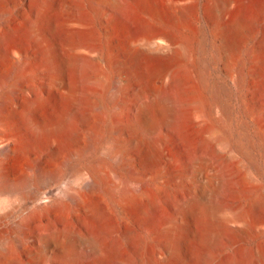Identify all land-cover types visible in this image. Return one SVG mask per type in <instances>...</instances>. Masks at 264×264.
<instances>
[{
	"label": "bare ground",
	"instance_id": "1",
	"mask_svg": "<svg viewBox=\"0 0 264 264\" xmlns=\"http://www.w3.org/2000/svg\"><path fill=\"white\" fill-rule=\"evenodd\" d=\"M197 1L0 0V264H164L189 244L208 246L206 264H264V245L240 247L264 238V187L227 152L264 181V127L253 144L202 48L191 52L204 36L188 26ZM205 11L224 77L249 66L252 113L264 100V0H207ZM137 25L148 36L131 34ZM185 121L202 140L186 170L165 174L163 145ZM228 191L243 202L226 206Z\"/></svg>",
	"mask_w": 264,
	"mask_h": 264
},
{
	"label": "rangeland",
	"instance_id": "2",
	"mask_svg": "<svg viewBox=\"0 0 264 264\" xmlns=\"http://www.w3.org/2000/svg\"><path fill=\"white\" fill-rule=\"evenodd\" d=\"M207 0H198L195 7V15L192 16V19L189 20L188 26L193 31H202L203 33V42L202 45L199 44V39H192L189 47L193 54H199L200 48H202V64L207 75V79L210 84H216L218 88H223L227 92V98L224 99V106L227 108L231 117L234 119L236 123H241L248 132L249 140L255 144V131L259 127H264V100L260 99L258 96V102L255 106V111L252 113H247L246 108L253 101L254 88L255 84L252 78L248 74L249 66L244 63V65L240 68L237 75H233L231 77H224V65L223 62L215 61L212 57V50L210 45L209 31L207 28L206 21V11L205 4ZM166 0H157L156 5L160 9H164V3ZM164 21H167L166 16H164ZM262 29L264 28V21L261 24ZM160 26H156L155 30H159ZM96 33H100V29L96 28ZM133 35L140 36H148L147 33L143 32L139 25L134 26L131 31ZM150 34V33H149ZM151 35V34H150ZM124 37L118 35L119 41L122 43ZM156 41L158 39L156 38ZM209 41V42H208ZM175 61V56L166 57L163 59V63L165 65H172ZM244 61L246 59L244 58ZM195 76L197 74L195 72ZM223 76V77H222ZM223 78H226L223 80ZM93 91H97V87H92ZM206 100L208 103L211 102L210 96L206 94ZM203 126L191 121L183 122V131L182 136L175 140H167L163 145V154L160 162V167L164 171L165 174H169V172L179 169L180 171L186 170V164L188 162V153L194 151L199 147L200 142L203 137ZM253 134V135H252ZM232 144V143H231ZM233 146V144H232ZM231 146V147H232ZM255 146V145H254ZM210 148H213V145L210 144ZM218 149H220L218 147ZM234 150V151H233ZM255 150V151H254ZM253 150V155L255 159L260 160V153L258 149ZM230 151V152H229ZM228 154L230 156V162L241 164V170L248 174L253 175L255 178L254 184L255 186H263L264 181L256 176L254 173V169L252 166L246 162V160L235 151L234 148L229 149ZM257 154V155H256ZM239 157H238V156ZM252 168V170H251ZM188 184V183H187ZM196 190H198L197 185ZM167 191L172 196H176L183 192L182 187L171 184L167 187ZM184 193V192H183ZM225 204L232 208V206H239L243 201L240 196L236 197L231 194L229 191L226 192L225 195ZM230 201V202H229ZM165 206V216L169 215L170 211V202L166 200L164 203ZM8 208H11L8 207ZM14 215L9 216L6 219V222L9 224L13 221ZM111 221L117 226L119 229H124L128 226L135 225V219L132 216H126L124 219H115L113 216L111 217ZM264 245V238L250 234L247 236L245 240H243L240 244V247L245 249L246 251L254 250L257 247ZM208 246L203 244H189L186 250L182 251L181 257H177L171 253L167 256V259L164 264H206L205 260L208 255ZM226 257V256H225ZM224 258V256H223Z\"/></svg>",
	"mask_w": 264,
	"mask_h": 264
}]
</instances>
